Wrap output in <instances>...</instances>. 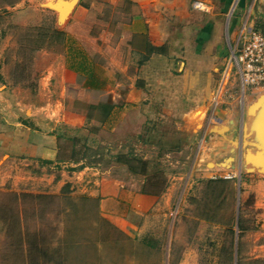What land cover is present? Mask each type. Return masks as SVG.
I'll return each instance as SVG.
<instances>
[{"label": "rangeland", "instance_id": "1", "mask_svg": "<svg viewBox=\"0 0 264 264\" xmlns=\"http://www.w3.org/2000/svg\"><path fill=\"white\" fill-rule=\"evenodd\" d=\"M48 1L0 0V87L10 88L14 99L46 102L39 111L60 118L56 164L27 171L24 164H0V264H264L254 258L264 244V166L247 159L243 122L235 150H218L210 139L202 143L200 134L173 137L179 127L192 130L193 124L178 123L175 116L171 122L161 100L151 117L144 110L151 95L129 104V87L85 89L84 78L77 76V85L63 94L68 84L60 64L66 59L70 64V46L90 54L99 69L107 66V51L125 55L127 49L119 44L115 7L101 11L100 0H80L61 21ZM247 4L256 10L254 15L247 9V21L255 19L264 31V0ZM233 9L227 12L224 49L235 46L240 29V12ZM58 30L65 33V44L57 39ZM225 50L228 70L219 94L239 103L242 83L230 49ZM113 71L115 79L124 80ZM262 88L247 86V101ZM109 102L117 105L114 122L95 123ZM229 102L217 110L232 108ZM66 111L91 122L77 120L75 129L64 122ZM121 154L147 161V173L135 174V180L159 197L148 213L131 214L126 222L107 218L97 195L101 169L111 168L131 183L128 165L118 162ZM132 163L140 168L139 160Z\"/></svg>", "mask_w": 264, "mask_h": 264}, {"label": "crops", "instance_id": "2", "mask_svg": "<svg viewBox=\"0 0 264 264\" xmlns=\"http://www.w3.org/2000/svg\"><path fill=\"white\" fill-rule=\"evenodd\" d=\"M194 1L207 5L208 11L195 9ZM99 3L101 11L104 6L115 7L119 44L127 49L125 55L107 51V66L100 69L93 63L91 55L86 53L100 81L99 87H129L126 97L129 104L139 105L151 95L144 106L146 114L151 111V117L156 100H161L159 102L163 103V109L171 115L167 119L175 122V116L179 118L178 123L189 121L193 124L192 130L179 127L173 137L190 139L200 134L202 143L207 144V139H210L211 147H219L218 150H235L232 143L242 121L247 150L251 151L250 147L257 145L260 149L251 152L261 150L264 154V101L253 109L254 104L264 96V89L254 99L247 101L248 89L242 84L243 93L239 96V103H236L234 96L229 98L219 94L228 70L225 68L228 54L225 49H230L231 54L233 48L227 44L224 49L223 39L227 35L223 32L229 18L227 12L230 13L232 7L234 12H240V16H236L240 24L239 35L243 26L255 23V19L250 17L247 21V9L256 14L254 5L248 7L247 0H100ZM67 12L68 9L64 11V17L68 16ZM67 63L66 59L60 64L65 71L62 82L68 84L63 94H68V88L77 85V76L84 78L85 89L97 87L88 85L86 77ZM114 68L124 80L115 79ZM13 96L10 88L0 87V164H24L26 171L32 165L40 168V164H56L59 116L51 117L39 111L46 102H29L14 99ZM224 100H230L232 108L218 111V105ZM115 109L116 103L109 114L94 120L95 123L103 125L108 121L114 122L115 116L112 115ZM199 110V115L195 116ZM65 113L64 122L72 124L75 129H79L76 127L78 121L91 122V118L83 117L76 111ZM142 116L146 118L148 115ZM123 122V118L118 120L117 129ZM261 165L264 166V162L256 167ZM253 166L255 164L247 169L253 170ZM110 169L97 170L100 173L97 179L101 183L97 195L100 196L101 207L108 213L107 218L126 222L124 217L131 214L142 216L154 208L159 197L144 191L135 180V174L128 173L126 177L132 178L128 183L112 174ZM260 248V254L254 258L264 260V244Z\"/></svg>", "mask_w": 264, "mask_h": 264}, {"label": "built area", "instance_id": "3", "mask_svg": "<svg viewBox=\"0 0 264 264\" xmlns=\"http://www.w3.org/2000/svg\"><path fill=\"white\" fill-rule=\"evenodd\" d=\"M193 7L208 11L207 5L194 1ZM231 61L236 66L243 86L264 84V31L255 23L243 26L235 46L231 50Z\"/></svg>", "mask_w": 264, "mask_h": 264}, {"label": "trees", "instance_id": "4", "mask_svg": "<svg viewBox=\"0 0 264 264\" xmlns=\"http://www.w3.org/2000/svg\"><path fill=\"white\" fill-rule=\"evenodd\" d=\"M56 37L59 40V42L64 43L66 42V35L63 31H56ZM71 51V56H70V67L72 69H74L75 71H78L80 73H82L85 77H86V81L87 84L89 85H95L97 87H91V88H95V89H100L102 87H99V79L96 77L95 75V71L93 68V64L91 63V61H89L88 56L85 54V52L79 48L78 46L73 47L70 46L69 48ZM0 79L2 80V74L0 72ZM112 104L109 102V106L107 109V113L105 114V116L107 114H109V112L112 109ZM119 159V163H125L126 165H128L130 172L134 173V174H143L145 175L147 173V161H142L141 159L137 158V157H130V155H119L118 157ZM134 160H139V165L140 168H137V166H135L132 162ZM45 162H50V161H45ZM240 227H242V225L240 224Z\"/></svg>", "mask_w": 264, "mask_h": 264}, {"label": "water", "instance_id": "5", "mask_svg": "<svg viewBox=\"0 0 264 264\" xmlns=\"http://www.w3.org/2000/svg\"><path fill=\"white\" fill-rule=\"evenodd\" d=\"M79 1L80 0H49L46 5L58 14V17L61 21H65L64 11L68 9L67 13L69 17L75 7L78 5ZM263 101L264 96L254 104L253 109L258 108ZM247 159H253L258 161L261 160L262 162H264V154L261 150H257L254 153L250 150H247Z\"/></svg>", "mask_w": 264, "mask_h": 264}, {"label": "bare ground", "instance_id": "6", "mask_svg": "<svg viewBox=\"0 0 264 264\" xmlns=\"http://www.w3.org/2000/svg\"><path fill=\"white\" fill-rule=\"evenodd\" d=\"M197 115V114H196Z\"/></svg>", "mask_w": 264, "mask_h": 264}]
</instances>
